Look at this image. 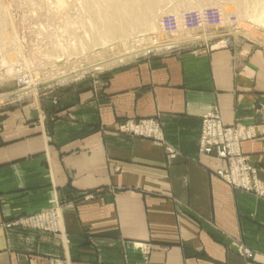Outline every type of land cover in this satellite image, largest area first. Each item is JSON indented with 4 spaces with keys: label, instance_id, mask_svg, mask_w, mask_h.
<instances>
[{
    "label": "crops",
    "instance_id": "crops-1",
    "mask_svg": "<svg viewBox=\"0 0 264 264\" xmlns=\"http://www.w3.org/2000/svg\"><path fill=\"white\" fill-rule=\"evenodd\" d=\"M212 36L64 95L52 120L0 112V264H264V44ZM212 112L253 129L262 195L200 153ZM143 121L158 135L122 130Z\"/></svg>",
    "mask_w": 264,
    "mask_h": 264
},
{
    "label": "rangeland",
    "instance_id": "rangeland-1",
    "mask_svg": "<svg viewBox=\"0 0 264 264\" xmlns=\"http://www.w3.org/2000/svg\"><path fill=\"white\" fill-rule=\"evenodd\" d=\"M192 1L154 0L152 9L156 10L159 24L168 15L219 9L223 24L196 30L181 29L172 34L163 32L161 25L151 30L133 25L126 37L106 45H95L91 18L94 9L86 6L84 0H0V19L7 33L5 38L9 36L0 42V112L24 109L37 102L41 107L40 119L45 122L53 118L46 110L47 105H57L64 95L76 89H101L112 73L169 52L186 39L232 34L264 44V0H248L242 4L234 0ZM175 41L178 42L154 49L158 44ZM219 45L228 47L230 43L222 40ZM145 48L147 52L118 60L122 55L138 53ZM130 123L134 125L128 130L126 127ZM147 124H153L154 129L158 126L152 121L129 122L122 126V130L136 134L139 129L144 134L142 127ZM199 148L201 153L200 143ZM228 163L227 170L231 166Z\"/></svg>",
    "mask_w": 264,
    "mask_h": 264
},
{
    "label": "built area",
    "instance_id": "built-area-1",
    "mask_svg": "<svg viewBox=\"0 0 264 264\" xmlns=\"http://www.w3.org/2000/svg\"><path fill=\"white\" fill-rule=\"evenodd\" d=\"M223 24V15L219 9H211L200 12H188L181 16L168 15L161 21L163 32L172 34L179 30H196L203 26L218 27ZM134 123L127 125L126 129L133 128ZM153 124L143 126L142 132L147 136H157L158 126ZM133 131V130H131ZM138 134H142L138 129ZM254 137V131L250 127L238 126L227 128L224 126L220 115L212 112L204 117L203 129L200 141L201 153L213 155L227 160L231 166L229 170L219 171L218 174L230 185L249 192L262 195L257 183V171L249 166L246 157L241 152V143ZM258 184V185H257ZM246 254L250 251L246 250Z\"/></svg>",
    "mask_w": 264,
    "mask_h": 264
},
{
    "label": "bare ground",
    "instance_id": "bare-ground-1",
    "mask_svg": "<svg viewBox=\"0 0 264 264\" xmlns=\"http://www.w3.org/2000/svg\"><path fill=\"white\" fill-rule=\"evenodd\" d=\"M84 1H85L86 6H88V7L90 6L91 8L94 9L91 12V16H92L91 18L93 21V23L92 22L91 23L93 24L94 36H92V38H93V43L95 45H106V44H109V43H111L117 39H122V38L126 37L129 29L133 25H142L144 27L149 28L150 30L157 28L158 25L159 26L161 25V23L159 24V21H158L156 12H155L156 10L154 11L152 9L155 6L154 0H84ZM189 1L193 2L192 0H189ZM234 1L242 4V2H247L248 0H234ZM166 2H167V0H166ZM195 4H197V3H195ZM191 5H193V4H191ZM179 7H181V6H179ZM181 9H184V8H181ZM177 10H179V9H177ZM189 11H191V10H189ZM169 13H170V10H169ZM4 23H6V22H4ZM89 29H90V27H89ZM6 34L7 33L4 31V26H3L2 20L0 19V42L2 40H4ZM132 34H134V33H132ZM143 35H144V33H143ZM7 37H9V36H7ZM6 38H5V40H7ZM89 39H91V37ZM186 40H191V39H186ZM177 42L175 41V42H171V43H167V44H161V45L158 44L154 49H158V48L163 47V46H170L172 44H176ZM147 51H148V49L145 48L142 50H138V53H134V54L130 53V55L128 53V55H122L121 57H119L118 60L122 61V60L130 58L132 56H136L139 53L147 52ZM0 99H2V98H0Z\"/></svg>",
    "mask_w": 264,
    "mask_h": 264
}]
</instances>
